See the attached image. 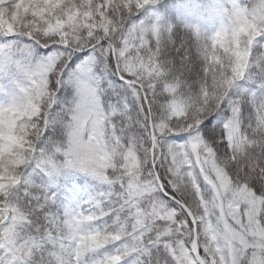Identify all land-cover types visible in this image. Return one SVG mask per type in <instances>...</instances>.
Here are the masks:
<instances>
[{"label":"trees","instance_id":"1","mask_svg":"<svg viewBox=\"0 0 264 264\" xmlns=\"http://www.w3.org/2000/svg\"><path fill=\"white\" fill-rule=\"evenodd\" d=\"M135 1L0 5V103L19 98L13 64L47 70L52 94L4 200L0 264H50L49 222L4 235L22 234L28 212H58L73 184L100 195L99 232L125 228L80 264H198L194 229L204 264H248L227 222L245 219L247 196L264 227V0ZM82 87L93 102L78 103Z\"/></svg>","mask_w":264,"mask_h":264},{"label":"rangeland","instance_id":"2","mask_svg":"<svg viewBox=\"0 0 264 264\" xmlns=\"http://www.w3.org/2000/svg\"><path fill=\"white\" fill-rule=\"evenodd\" d=\"M12 0H0L5 5ZM61 0H23V11L27 12L34 4L51 6ZM138 5L148 3V0H136ZM230 26L244 20V13L235 9L229 13ZM3 66V65H2ZM20 72L19 77H13L12 87L19 93L18 99L13 94L5 97L8 101L0 103V220L7 213L5 210L6 195L18 183L21 175L31 159L32 150L37 134L40 132V122L50 105L51 92L46 77L47 70L33 68L31 71L21 70L16 64L12 65ZM5 68V66H3ZM80 90L78 103L93 102L94 92L86 87ZM13 99V100H12ZM235 127V126H234ZM95 123L91 122V131ZM38 194V192H36ZM100 195L93 193L86 185L73 184L69 189L60 193L57 211L38 214L28 212L29 225L23 228L22 234L10 233L4 235L5 241L13 244L33 226L41 222H49L52 232L47 240L52 245L49 254L50 264H80L84 259L94 256L100 249L111 243H116L125 232L124 221L116 220L114 230L99 232L96 221L101 216ZM248 210L245 219H237L235 214H229L232 223L227 222L232 239V254L237 253L240 246L243 255L249 257L248 264H264V227H256V205L246 196ZM30 211V210H29ZM0 222V236H1ZM121 254L103 258L97 264H117ZM96 264V263H95Z\"/></svg>","mask_w":264,"mask_h":264},{"label":"water","instance_id":"3","mask_svg":"<svg viewBox=\"0 0 264 264\" xmlns=\"http://www.w3.org/2000/svg\"><path fill=\"white\" fill-rule=\"evenodd\" d=\"M125 83L128 84V85L131 84V85H133V86H135V87H137V88L140 89V87L138 85H136V84H132V83L129 84L127 82H125ZM177 204H180V203L178 202ZM180 206H181L183 212L185 213V215H187L189 217V219L191 220L192 225H194V221H193L192 214H190V212L188 211V209L184 205L180 204ZM194 227H195V225H194ZM193 233H194V235H193L194 236V240H193V246H192L193 247V253L192 254L195 257V260H196V262L198 264H204L203 263V260H201V257H199V254H198V246H197V240H196V236H195V229H194V232Z\"/></svg>","mask_w":264,"mask_h":264}]
</instances>
